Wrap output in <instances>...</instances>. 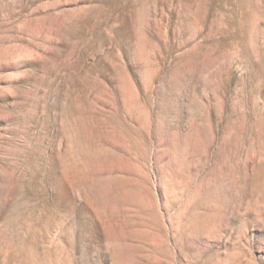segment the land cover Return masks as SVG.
Returning <instances> with one entry per match:
<instances>
[{
    "label": "rangeland",
    "instance_id": "374dc122",
    "mask_svg": "<svg viewBox=\"0 0 264 264\" xmlns=\"http://www.w3.org/2000/svg\"><path fill=\"white\" fill-rule=\"evenodd\" d=\"M0 264H264V0H0Z\"/></svg>",
    "mask_w": 264,
    "mask_h": 264
}]
</instances>
